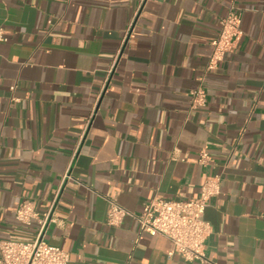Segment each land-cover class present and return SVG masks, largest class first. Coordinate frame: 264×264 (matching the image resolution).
Returning a JSON list of instances; mask_svg holds the SVG:
<instances>
[{
  "label": "crops",
  "instance_id": "crops-1",
  "mask_svg": "<svg viewBox=\"0 0 264 264\" xmlns=\"http://www.w3.org/2000/svg\"><path fill=\"white\" fill-rule=\"evenodd\" d=\"M232 4L243 37L205 74ZM0 29V240L73 264H264V0H0ZM215 176L205 261L107 225L110 201L139 214ZM27 201L44 230L17 221Z\"/></svg>",
  "mask_w": 264,
  "mask_h": 264
},
{
  "label": "built area",
  "instance_id": "built-area-1",
  "mask_svg": "<svg viewBox=\"0 0 264 264\" xmlns=\"http://www.w3.org/2000/svg\"><path fill=\"white\" fill-rule=\"evenodd\" d=\"M241 23V11L232 4L227 15L220 21L218 36L212 41V55L205 74L216 71L219 64L224 61L225 55L237 46L243 37ZM0 40H5L2 29H0ZM111 73L112 70L109 71V75ZM191 94L193 109L206 106L207 92L203 87ZM210 160L209 153L206 150L202 151L199 163L207 165ZM220 192V178L215 176L206 179L197 197L186 200L154 198L139 214L110 201L107 225L116 227L126 217L133 218L139 224L140 233L162 236L172 243L173 249L168 254L170 258L178 254L187 262L205 261L206 242L212 231L205 214L211 199ZM49 218V214L40 217L31 201L23 203L16 212L19 223L29 226L33 220H37L40 231L44 230ZM0 264H73V262L70 254L62 247L50 245L40 236L31 242L0 240Z\"/></svg>",
  "mask_w": 264,
  "mask_h": 264
}]
</instances>
